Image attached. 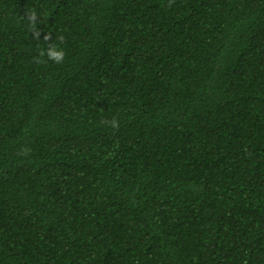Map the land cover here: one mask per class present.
Here are the masks:
<instances>
[{
    "label": "trees",
    "instance_id": "1",
    "mask_svg": "<svg viewBox=\"0 0 264 264\" xmlns=\"http://www.w3.org/2000/svg\"><path fill=\"white\" fill-rule=\"evenodd\" d=\"M0 264H264V0H0Z\"/></svg>",
    "mask_w": 264,
    "mask_h": 264
},
{
    "label": "clouds",
    "instance_id": "2",
    "mask_svg": "<svg viewBox=\"0 0 264 264\" xmlns=\"http://www.w3.org/2000/svg\"><path fill=\"white\" fill-rule=\"evenodd\" d=\"M29 21L34 25L37 20V15L35 12H33L29 17ZM37 37L39 36V33H35ZM42 55L47 54L48 58L55 61L56 63H62L64 60L65 53L63 50H59L55 47H53L52 50L47 49L45 52L41 53ZM114 127H118V123L113 122Z\"/></svg>",
    "mask_w": 264,
    "mask_h": 264
}]
</instances>
